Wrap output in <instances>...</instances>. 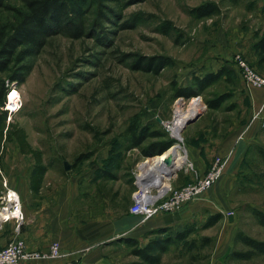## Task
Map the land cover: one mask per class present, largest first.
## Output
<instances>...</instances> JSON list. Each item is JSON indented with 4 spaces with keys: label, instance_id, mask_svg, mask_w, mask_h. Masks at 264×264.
Returning a JSON list of instances; mask_svg holds the SVG:
<instances>
[{
    "label": "rangeland",
    "instance_id": "374dc122",
    "mask_svg": "<svg viewBox=\"0 0 264 264\" xmlns=\"http://www.w3.org/2000/svg\"><path fill=\"white\" fill-rule=\"evenodd\" d=\"M208 1L220 3V12L201 18L195 16L192 10ZM68 5L70 14L82 22L83 35L76 38L68 31H61L48 36L43 47L26 58L25 63L31 69L25 81L10 83L7 93L8 121L14 129L24 128L28 142L43 152L48 165L45 175L51 182L78 174L89 177L91 183L114 190L120 201L123 197L132 199L133 192L139 188L141 163L151 158L146 164L152 165L159 157L157 152L143 155L142 148L153 141L171 140L172 146L181 143L188 154L187 135L197 129L200 121L206 124L214 115L219 117L226 105L233 104L230 93L218 110L209 108L208 100L242 84L233 73L201 89L196 84L197 76L204 78L224 60L239 67L235 61L237 55L264 76V67L258 66L252 56L254 46L248 48L253 34L260 35L262 25L256 22L254 12L249 13L240 5L230 6L225 0H68ZM27 11L23 0H5L0 7V28L15 27L19 15ZM244 37L246 41L241 45L244 51L237 52L234 43ZM162 55L170 58L172 64L160 72L137 68L141 57ZM227 68L230 74L234 72ZM179 87H192L196 92L192 97L178 96ZM12 93L18 96L10 111ZM199 106L200 117L184 127ZM177 109L186 112L187 117L175 129L168 128L166 122L174 121ZM254 121L261 122L252 117L251 122ZM130 126L139 132L145 128L160 130L165 136L148 137L134 147ZM261 128L238 172L224 177V171L222 176L230 186L227 194L214 200L211 208L202 209V214L188 223L196 227L190 238L200 240L208 236L211 243L192 251L183 248L182 242L174 243L160 264H207L215 249L248 250L235 238L239 231L264 240V225L260 222V214L264 215L263 123ZM1 150L2 147L0 190L6 182L9 187V175L23 183L35 163L31 154L21 152L17 140L5 142ZM87 154L88 158L76 166L77 157ZM192 169L189 157L178 172L168 169L171 185L179 188L175 181L193 173ZM216 213H221L222 218L203 228ZM135 216L141 221L140 215ZM170 231L168 235L175 232L173 228ZM222 233H227L223 243ZM155 237L158 235L147 234L146 238L137 240L143 246ZM133 248L125 240L115 239L108 255L109 264H149L134 254ZM226 264H264V255L256 254L248 260L231 259L229 255Z\"/></svg>",
    "mask_w": 264,
    "mask_h": 264
},
{
    "label": "crops",
    "instance_id": "0c3cea01",
    "mask_svg": "<svg viewBox=\"0 0 264 264\" xmlns=\"http://www.w3.org/2000/svg\"><path fill=\"white\" fill-rule=\"evenodd\" d=\"M225 1L230 6L240 5L249 13L254 12L257 16L256 22L262 25L258 37H254L255 33L252 38L248 35L252 43L251 47L247 46L249 50L254 46L255 54L250 51L249 53L257 59L256 64L259 66L258 60L261 56L257 42L264 35V0H256L252 9L246 7L249 0H241L237 4L230 0ZM240 40L234 43L237 52L244 51L241 45L246 41V37ZM218 65L219 67L209 70L208 73L230 67L234 72L227 74L232 76L234 73L242 84L225 92L232 94L233 104L226 105L224 111L220 110L222 113L219 117L214 115L206 124H201L203 120L200 121L197 129L187 135L186 150L193 173L175 181L177 187L191 183L197 177L204 175L215 157H225L229 153L231 157L223 175L225 177L236 174L248 154L251 143L257 140V132L262 129V121L251 122V119L257 110L264 106V88L248 87L239 67L233 62L230 64L224 60ZM260 66L264 67V62ZM227 70L229 71L228 68ZM226 76L224 77L227 78ZM233 111L235 113L230 115L229 112ZM197 112L198 110H194L190 117ZM30 174L31 172L23 183L15 181L9 175L11 180L9 187L19 193L25 215L20 227V235L26 239L30 250L42 253L48 252L53 242H58L65 256L24 260L20 264H109L111 259L108 255L115 239L146 238L147 234L154 235L156 231L165 227L173 228L175 231L182 230L185 225L194 222V219L202 214V209L211 208L210 205L215 203L214 200L226 195L230 189L227 179L222 176L223 179L221 177L201 198L191 202L181 211L172 214L161 213L141 222L138 216L129 212L132 203L130 197H123L120 201L117 195H114V190L103 187L97 182L91 183L89 177L78 174L68 175L58 182H51L45 175L40 191L34 193L30 187ZM2 191L3 189L0 193ZM16 226L15 220L0 224V248L17 236ZM226 234L220 235L222 243ZM213 238L216 240V237ZM231 252L232 249L227 251L215 249L207 264H226Z\"/></svg>",
    "mask_w": 264,
    "mask_h": 264
},
{
    "label": "trees",
    "instance_id": "16d2710c",
    "mask_svg": "<svg viewBox=\"0 0 264 264\" xmlns=\"http://www.w3.org/2000/svg\"><path fill=\"white\" fill-rule=\"evenodd\" d=\"M28 11L19 15L20 21L15 27L0 28V148L1 152L4 149V143L12 140H17L21 152L31 154L35 163L30 174V187L34 193H38L42 187L44 176L48 169L43 159V152L40 149H35L27 140V133L24 128L17 127L14 129L12 122L8 121L9 111L6 109L7 93L10 83L21 84L25 81L27 74L30 72V66L25 63L28 56L35 51L40 50L46 42V38L52 34L68 31L73 37L83 35L84 29L79 18L73 17L69 11L68 0H23ZM143 1V0H139ZM237 4L241 0H230ZM5 4V0H0V7ZM256 0H249L246 7L254 8ZM221 10V5L215 1H208L202 5L195 7L192 12L195 16L201 18L212 16ZM257 49L260 50L259 65L264 62V35L257 42ZM172 64L170 58L165 56H144L137 63V68L151 71L154 73L160 72L165 66ZM229 71L226 67L221 68L216 72L208 73L204 78L196 77V84L204 89L205 87L215 83L223 78ZM192 87H179L177 89L178 96L192 97L195 94ZM229 94L224 93L216 98L208 100L209 108L218 109L223 102L229 98ZM132 145L140 146L148 137L160 138L165 136V133L160 130L149 131L145 128L139 132L133 126L129 127ZM173 144L171 140L153 141L148 146L142 148L143 155H153L156 152L160 156L162 152L169 149ZM87 155L77 157L75 165L80 161L88 158ZM77 166V165H76ZM116 196V194H115ZM127 198V197H125ZM132 201V200H131ZM222 218L221 213H216L210 216L205 222L203 228H208ZM260 222L264 225V215L260 214ZM188 225V226H187ZM182 230L172 232L170 235V227L159 229L155 233L158 237L150 239L145 245L140 246L139 241L135 238H120L125 240L129 245L133 246L132 252L141 257L149 264H160L163 255L169 251L172 244L182 242V247L188 251L196 250L198 247L209 245L212 241L211 237L205 236L198 240L190 238V235L195 231V225L187 224ZM170 231V232H169ZM175 233V235H172ZM163 234H167L164 235ZM162 235V236H161ZM236 240L241 241L249 249L245 251H233L230 254L231 259L248 260L256 254L264 255V240H259L254 237L244 235L238 232ZM140 264V263H134Z\"/></svg>",
    "mask_w": 264,
    "mask_h": 264
},
{
    "label": "built area",
    "instance_id": "2783aa9c",
    "mask_svg": "<svg viewBox=\"0 0 264 264\" xmlns=\"http://www.w3.org/2000/svg\"><path fill=\"white\" fill-rule=\"evenodd\" d=\"M240 67L242 77L248 87L264 86V76L251 67L240 55L235 57ZM9 110H13L9 108ZM264 106L253 116L264 124ZM167 126L171 122H167ZM231 153L227 156H217L207 172L197 177L193 182L182 187H169L163 191L158 189L144 190L138 184V189L132 194L130 213L141 216V222H145L158 214L165 212H177L189 202L201 198L223 175ZM141 166V165H140ZM140 168V167H139ZM156 191V192H155ZM15 220L17 223V236L6 246L0 248V264H20L24 260H36L41 258H60L65 256L58 242H53L48 252L42 253L28 248L27 241L20 235V227L25 220L19 193L4 183V189L0 193V222Z\"/></svg>",
    "mask_w": 264,
    "mask_h": 264
},
{
    "label": "bare ground",
    "instance_id": "6f19581e",
    "mask_svg": "<svg viewBox=\"0 0 264 264\" xmlns=\"http://www.w3.org/2000/svg\"><path fill=\"white\" fill-rule=\"evenodd\" d=\"M17 96L18 95L12 93L10 96L9 108L14 109V101L17 99ZM201 109L202 108L199 106L198 112H201ZM186 117V112L177 109L175 119L169 127H171V129H175ZM166 124L168 123L166 122ZM150 159L141 163L140 172L138 174V183L144 190L154 188L163 191L170 185L171 176L168 169L177 170L178 172L187 163L188 156L184 151L182 144L178 142L163 152L154 163L152 162V165H147L146 163H148ZM166 161H170L171 165L167 164Z\"/></svg>",
    "mask_w": 264,
    "mask_h": 264
},
{
    "label": "water",
    "instance_id": "95a60500",
    "mask_svg": "<svg viewBox=\"0 0 264 264\" xmlns=\"http://www.w3.org/2000/svg\"><path fill=\"white\" fill-rule=\"evenodd\" d=\"M196 98H198V97H196ZM205 108H207V106H205ZM201 114H202V111H201V112H198V113L194 114L192 117H190V118L186 121L184 127H186V126L189 125L190 123L195 122V121L200 117ZM160 120H161V119H160ZM161 121H162V120H161ZM184 127H183V128H184ZM166 162H167V164L171 165V162H170V161H166ZM66 168H69V167L66 166ZM229 218H230L231 221L233 220V216H232L231 214L229 215ZM0 224H1V222H0Z\"/></svg>",
    "mask_w": 264,
    "mask_h": 264
}]
</instances>
